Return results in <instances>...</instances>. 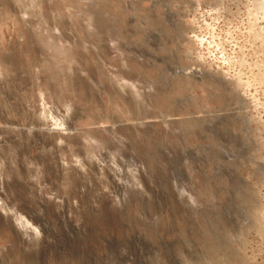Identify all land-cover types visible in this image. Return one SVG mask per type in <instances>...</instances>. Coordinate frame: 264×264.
<instances>
[{
	"label": "rangeland",
	"instance_id": "374dc122",
	"mask_svg": "<svg viewBox=\"0 0 264 264\" xmlns=\"http://www.w3.org/2000/svg\"><path fill=\"white\" fill-rule=\"evenodd\" d=\"M43 2L51 34L85 49L58 83L32 25L0 18V264H264L255 0ZM76 158L87 178L62 171Z\"/></svg>",
	"mask_w": 264,
	"mask_h": 264
},
{
	"label": "bare ground",
	"instance_id": "6f19581e",
	"mask_svg": "<svg viewBox=\"0 0 264 264\" xmlns=\"http://www.w3.org/2000/svg\"><path fill=\"white\" fill-rule=\"evenodd\" d=\"M45 2V0H44ZM43 2V3H44ZM47 2V1H46ZM40 3H41V0H0V18L2 17H5V16H13L17 19V21H21L23 23H27V24H30L31 28L30 30H32L31 32L33 34H35V37H34V40L36 41V46L38 48V50L45 54L48 55L46 56L48 59H44V62L46 63L47 62V65H46V69L47 70L46 72L49 73L50 71L52 72L53 71V66L54 64L57 65L58 68L54 69V74L52 75L54 78V75H55V78L58 83H61V80H65V81H71V78L70 77L69 79L68 76H73L74 74V69L72 68V65H74L76 63V59L74 58L75 57V54L79 52V49H82L84 48L83 46L82 47H79L78 49L77 48H72V49H67L66 46L63 45L62 43V40L65 36H63L62 40L61 38H57L54 34H51V32L49 31V26H47V22L45 23V17L43 15V13L41 12L40 10ZM253 5V4H252ZM254 5H255V8L258 10V12H262L264 11V0H255L254 2ZM254 8V10H255ZM260 10V11H259ZM257 12V13H258ZM53 15V14H52ZM67 15V13H66ZM46 16V15H45ZM66 17H69V16H66ZM44 18V19H43ZM53 18V17H51ZM56 18H58V16H56ZM55 16H54V19H56ZM88 19V18H87ZM50 20V18H49ZM53 20V19H52ZM57 20V19H56ZM94 20V19H93ZM93 20L91 21V19L89 18V22H87L85 28H86V35L88 38H94V29L93 27H95V25L91 22H93ZM16 20H14L13 22L15 23ZM47 21V20H46ZM54 22V21H53ZM50 23V21H49ZM94 25V26H93ZM92 27V28H91ZM255 28V27H254ZM30 32V33H31ZM264 32V31H263ZM260 33V32H259ZM62 34V33H61ZM60 34V36H61ZM59 35V34H58ZM57 35V36H58ZM259 37V36H258ZM65 39V38H64ZM263 39H264V35H263ZM91 42L94 40V39H89ZM94 43V42H93ZM36 48V49H37ZM85 49V48H84ZM82 49V50H84ZM37 50V51H38ZM87 52V51H86ZM41 55V54H40ZM42 57H44V55H41ZM2 58V57H0ZM77 58V57H76ZM88 59V58H87ZM46 60V61H45ZM63 61L64 63L67 64V66L65 67H62L59 66L60 64H63ZM80 61V60H79ZM1 62H2V59H0V65H1ZM43 63V61H42ZM44 64V63H43ZM45 65V64H44ZM44 67V66H43ZM44 70V71H45ZM58 70V71H57ZM82 71V70H81ZM100 71H98L99 73ZM50 74V75H49ZM48 76H51V73H49ZM101 75V73L99 74ZM100 77V76H99ZM4 78V74L2 73V71H0V80ZM103 78V77H102ZM262 78V77H261ZM264 78V77H263ZM53 79V80H54ZM2 81V80H1ZM56 82V81H54ZM109 83L113 86V84L115 85V82L114 80H109ZM1 84V83H0ZM62 84V83H61ZM65 84V83H64ZM73 85V84H72ZM66 86V85H65ZM6 87V86H5ZM118 89L115 88V90L118 92V94H124L126 91H125V87L124 85H121V84H118ZM126 94V93H125ZM124 94V95H125ZM13 95V94H12ZM1 96V95H0ZM17 96V95H16ZM129 96H131L133 99H135L134 95L130 94ZM11 97V96H10ZM131 98V101H133ZM130 99V97H129ZM137 99V98H136ZM135 102V101H134ZM137 102V101H136ZM66 113H67V116L68 117H72V116H75V113L74 111L72 110L73 108H71V106H66ZM1 110V109H0ZM3 110V109H2ZM15 111V110H14ZM16 111H18L16 109ZM21 111V110H20ZM2 112V111H1ZM9 112V111H8ZM14 113V112H13ZM17 113V112H16ZM54 114L55 113H52L51 110H42V111H39V112H35L34 113V120L35 122H37V125H41L43 124V122L41 121L42 118H50L51 120L52 119H55L54 117ZM58 117V116H57ZM72 119V118H71ZM37 120V121H36ZM68 121V119H66ZM73 120V119H72ZM63 124V122L61 121L60 123H58V121H55L54 126H61ZM33 125V124H32ZM33 137V135H32ZM60 140L62 139L61 137H59ZM37 139H44L42 135L38 136ZM42 141V140H41ZM44 142V141H43ZM59 143V142H57ZM63 143V142H62ZM61 144V143H60ZM49 145V144H48ZM58 146V145H57ZM86 151V156L87 157H90L92 152L93 151H89V149L85 148L84 149ZM92 158V156H91ZM63 165L60 166L62 168V171H67V169L71 168L73 170L72 167H75V170L77 172L80 173V175H83L85 178L86 177V173L85 171L83 170V162L82 160H80L79 158H76L74 161H72L69 164L67 163H62ZM85 164V163H84ZM56 166V165H55ZM57 168V166L55 167ZM1 169L3 170L2 167H0V174L1 173ZM57 171V170H56ZM71 173V172H70ZM78 173V175H79ZM74 174V172H73ZM77 175V174H76ZM70 176V175H69ZM79 177V176H78ZM83 177V178H84ZM80 178V177H79ZM69 179V178H67ZM83 182V180H79V183L81 185V183ZM89 182V181H88ZM79 185V184H78ZM84 186V185H83ZM81 185V188H85ZM6 219H7V214H4ZM1 220V219H0ZM17 223V222H16ZM20 228H23V227H20ZM18 230V229H17ZM30 229L28 228H23L22 232H26ZM19 231V230H18ZM27 233V232H26ZM22 234V233H21ZM37 234V233H35ZM38 235V234H37ZM36 238V237H35Z\"/></svg>",
	"mask_w": 264,
	"mask_h": 264
},
{
	"label": "snow or ice",
	"instance_id": "6c2138e0",
	"mask_svg": "<svg viewBox=\"0 0 264 264\" xmlns=\"http://www.w3.org/2000/svg\"><path fill=\"white\" fill-rule=\"evenodd\" d=\"M0 211H2V207H0ZM17 223L19 226L23 227V228H28L31 229L32 231L36 232L37 234H39V230L37 228H34L31 224L26 222V218L24 217H18L17 218Z\"/></svg>",
	"mask_w": 264,
	"mask_h": 264
}]
</instances>
